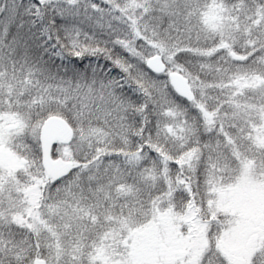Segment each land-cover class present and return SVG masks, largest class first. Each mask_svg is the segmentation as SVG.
Returning <instances> with one entry per match:
<instances>
[{"label":"snow or ice","instance_id":"1","mask_svg":"<svg viewBox=\"0 0 264 264\" xmlns=\"http://www.w3.org/2000/svg\"><path fill=\"white\" fill-rule=\"evenodd\" d=\"M0 264H264V0H0Z\"/></svg>","mask_w":264,"mask_h":264}]
</instances>
